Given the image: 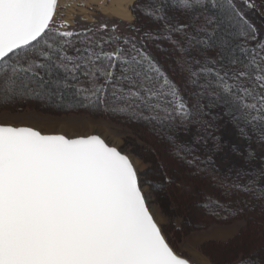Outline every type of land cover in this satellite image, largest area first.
<instances>
[{
  "label": "snow or ice",
  "instance_id": "1",
  "mask_svg": "<svg viewBox=\"0 0 264 264\" xmlns=\"http://www.w3.org/2000/svg\"><path fill=\"white\" fill-rule=\"evenodd\" d=\"M58 9V0H0V104L36 98L100 105L159 128L177 164L201 171H218L212 155L202 158L198 149L209 140L210 152L222 149L214 132L225 118L243 138L255 133L264 150V42L235 0H148L146 14L163 22L168 38L183 37L171 42L189 99L143 48L124 39L130 48L106 51L115 38L57 25ZM244 159H259L260 167L218 183L226 193L264 200V156L249 149ZM244 177L251 178L240 184ZM208 206L224 207L211 198ZM0 264L188 261L151 214L127 155L96 135L69 139L0 124Z\"/></svg>",
  "mask_w": 264,
  "mask_h": 264
},
{
  "label": "trees",
  "instance_id": "2",
  "mask_svg": "<svg viewBox=\"0 0 264 264\" xmlns=\"http://www.w3.org/2000/svg\"><path fill=\"white\" fill-rule=\"evenodd\" d=\"M254 1L264 9V0ZM137 3L138 0L135 1L133 6ZM235 3L241 8V0H235ZM147 5L148 0H140V7L133 10L132 6L131 12L135 16V24L130 28L127 35H124L120 27L116 25L107 26L106 29L97 26L84 28L75 26L67 30L85 32L90 29L89 34L94 39L103 38L107 40L108 38H115V42L111 45L105 44L106 51H114L118 46L130 48L131 44L123 45L121 43L124 39H129L137 47L143 48L180 85L185 98L189 99L191 89L185 87L184 79L181 76L178 63L180 53L176 45L171 42L172 40H183V37L178 33H173L171 39H169L163 31V22H158L146 14ZM244 8L247 10L248 15L243 13L257 30V40L264 42L263 15H260L255 7L249 9L244 6ZM169 14L175 16L177 20L183 19L180 13L176 11H171ZM250 14H253L254 18L249 17ZM145 33L151 35L146 36ZM250 43L255 44L256 41ZM66 102L69 106L67 109H63ZM49 103L53 108L49 107L50 105H39L36 100L28 98L15 100L6 105L0 104V110L14 111L18 108L30 107L56 114L80 113L90 116H106L133 129L147 144L150 160L153 164H156L158 175H161L160 185H162L163 196L167 204L177 206L183 217L184 227L189 231L194 228L206 229L213 224L229 225L237 221H245L246 231L233 243L216 246V258L221 264H240L242 260L249 257L252 258V264H264V200L253 199L251 195L239 191L226 193L224 187L218 183V180H234L238 169L260 167L259 159L252 165L246 164L244 159L249 149L254 150L258 157L264 156V150L257 143L256 134L251 130H249L251 139H245L240 135L237 127L229 122L227 118L217 122L218 128L214 135L219 138L220 143L223 145L222 149L217 152H210L209 150L213 147V141L211 140H209L206 148L200 146L198 149V155L202 158L209 154L212 155L215 168L218 169L214 173L212 166H208L206 170L201 171L196 167L177 164L172 149L169 147L162 131L159 128H153L151 124L143 120L106 110L100 105L76 103L70 99H65L62 102L53 100ZM183 139L190 140V137H184ZM250 178L244 177L238 182L246 184ZM260 185L264 186V179L260 180ZM210 198L213 201H219L224 207L218 209L212 206L205 207ZM173 209L175 208L173 207ZM193 217L198 220H192Z\"/></svg>",
  "mask_w": 264,
  "mask_h": 264
},
{
  "label": "rangeland",
  "instance_id": "3",
  "mask_svg": "<svg viewBox=\"0 0 264 264\" xmlns=\"http://www.w3.org/2000/svg\"><path fill=\"white\" fill-rule=\"evenodd\" d=\"M100 1L104 2L103 5ZM112 1L59 0V9L56 16L57 25L64 23L68 26L67 29L75 26L103 28L104 25L111 27L116 25L120 27L124 35H127L130 28L135 24V16L133 15L131 21H127V19L123 20L116 14L103 9L110 8ZM251 1L264 18V9L254 0ZM134 3L129 7L131 14ZM240 4L243 12L247 14L244 5ZM249 17L254 18V15L250 14ZM30 99L36 100L39 105H50L49 107H52L48 100ZM68 106L69 104L66 102L63 109H67ZM0 124L30 127L44 135H63L69 139L96 135L102 138L110 147H116L122 154L127 155L139 174L142 191L151 214L175 253L191 264H221L216 258V246L233 243L246 231L245 221H237L229 225L213 224L206 229L194 228L188 231L184 227L183 217L177 206L167 204L163 196L162 185H160L161 175H158L156 164H153L150 160L147 144L143 138L133 129L117 123L109 117L80 113L56 114L25 107V109L18 108L14 111L0 110ZM192 220L197 221L198 219L194 218Z\"/></svg>",
  "mask_w": 264,
  "mask_h": 264
},
{
  "label": "bare ground",
  "instance_id": "4",
  "mask_svg": "<svg viewBox=\"0 0 264 264\" xmlns=\"http://www.w3.org/2000/svg\"><path fill=\"white\" fill-rule=\"evenodd\" d=\"M97 2V1H96ZM135 2V0H113L112 6L106 9L107 12L116 14L119 18L125 20L133 19V15L130 13L129 7ZM101 5H103V1H100Z\"/></svg>",
  "mask_w": 264,
  "mask_h": 264
},
{
  "label": "water",
  "instance_id": "5",
  "mask_svg": "<svg viewBox=\"0 0 264 264\" xmlns=\"http://www.w3.org/2000/svg\"><path fill=\"white\" fill-rule=\"evenodd\" d=\"M59 1V0H58ZM102 139V138H101ZM139 175V174H138ZM141 184V183H140ZM142 188V187H141ZM179 256V255H178ZM182 258V257H181ZM182 259H184V258H182ZM186 260V259H185ZM188 261V260H187ZM188 264H191L189 261H188Z\"/></svg>",
  "mask_w": 264,
  "mask_h": 264
},
{
  "label": "crops",
  "instance_id": "6",
  "mask_svg": "<svg viewBox=\"0 0 264 264\" xmlns=\"http://www.w3.org/2000/svg\"><path fill=\"white\" fill-rule=\"evenodd\" d=\"M136 1V0H135ZM127 21H131V20H127Z\"/></svg>",
  "mask_w": 264,
  "mask_h": 264
}]
</instances>
